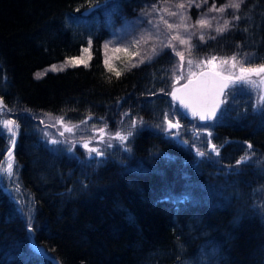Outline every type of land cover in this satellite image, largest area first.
<instances>
[{"label": "trees", "instance_id": "16d2710c", "mask_svg": "<svg viewBox=\"0 0 264 264\" xmlns=\"http://www.w3.org/2000/svg\"><path fill=\"white\" fill-rule=\"evenodd\" d=\"M154 1L0 0V98L19 124L14 158L35 207L34 241L50 256L34 254L26 221L0 186V264H264V114L237 95L233 110L206 129L219 163L197 168L190 129L180 132L187 145L161 131L164 113L175 108L165 94L177 86L173 53L161 51L119 76L103 65V41ZM235 15L215 39L195 37L192 52L255 54L264 62V0H245ZM87 46V65L35 77ZM126 112L137 122L131 152L112 150L100 167H84L78 147L69 153L49 143L35 121L49 114L116 130ZM177 116L185 127L199 123ZM5 145L0 135V162ZM245 152L247 162L237 164ZM185 192L187 204L167 199Z\"/></svg>", "mask_w": 264, "mask_h": 264}, {"label": "rangeland", "instance_id": "374dc122", "mask_svg": "<svg viewBox=\"0 0 264 264\" xmlns=\"http://www.w3.org/2000/svg\"><path fill=\"white\" fill-rule=\"evenodd\" d=\"M231 2L232 0H156L154 2L140 4L141 8L136 10L134 16L125 19L117 29L111 31L109 37L104 43H102V57L104 67L108 71H112L115 74H120L127 69L150 62L161 51L170 50L176 57L177 61V77H175L177 85L176 87L182 85L187 81L189 75V59L193 61L191 71L197 75L200 71L208 69V67L203 63L200 64V67H196V64L200 61H206L207 59L211 58V55H201L199 53L197 54L196 52H192L190 44L192 43L193 39H195V37L199 38L200 35H204L205 41L212 36L221 34L217 33L216 29L222 27L226 19L229 21V26L234 22L233 16H235L236 9L227 8L225 12L221 13L215 10L209 11V8H211L213 3L215 4L216 8H220L221 6ZM181 4L184 5L183 8L180 7ZM173 13H175V15H173ZM201 18L207 20V24L203 28H201L196 23L197 20ZM169 23L172 24L171 28L168 27ZM189 35H191L190 40L188 39ZM181 39H184L186 42L181 44ZM176 52H181L183 54V61H181L180 56L176 55ZM217 57L225 58L231 56ZM90 58V47L87 46L82 49L78 56L68 58L63 62L53 65H56L57 69L62 67V71H64L68 68L84 66L89 63ZM73 59L78 61L75 66L69 62ZM215 63L219 65L220 60L218 59L215 61ZM51 66L36 72L35 77L37 73H41L42 77L48 72H61L60 70L51 71ZM239 66L240 65L238 62L237 67L232 70L235 71L237 75H239ZM225 67L227 68L228 66ZM249 79L259 81L262 79V77L252 75L249 77ZM245 88V92L238 93L237 95L245 94L243 95L245 101L249 102L253 107L257 101L258 93L254 89L248 90L247 86H245ZM259 94H264V84L260 85ZM176 107L177 106L175 105V108ZM175 108L174 110H178V108ZM174 110L167 111V113L170 114L169 119H172L173 122L178 120V116L173 118L171 115ZM129 115L130 114L125 115V113L121 115L116 130L111 128L109 124L105 123L104 121L85 120L81 123L75 124L66 122L61 117L49 114H41L37 119L35 118V121L37 122L38 132L42 136H44V132L49 134V137L44 136V138L64 141V143H58V145L61 147H66L67 149L70 147L72 149L74 147H78L84 152L85 157L87 158V150L81 146L86 142L89 143L90 147H96L103 151L105 155L115 149L124 151L123 147L127 146V142L130 137H128L127 142L122 145L121 141L115 138V134L119 132L121 135L127 136L129 132H132L131 123L133 119ZM2 119L12 118L11 115L3 108L2 104H0V120ZM41 120H43V123L40 122ZM61 120L62 122H58ZM179 124L180 128L178 130H172V136L174 137L175 133L178 131L179 137L178 139H172L179 143L178 140H181V136L186 135L184 133L180 135V132L186 128H189L192 134L197 137V139H195L190 145L194 154L196 153L197 148L207 151V149L204 147V144L208 137L206 135V129L203 125H200L198 122H192L191 127H185L180 121ZM0 127H2V125H0ZM66 127L72 128L73 131H65ZM162 127L167 128V124L164 121L162 123ZM101 129H103L102 132ZM60 132H64V135L60 136ZM164 134L169 137V135L165 132ZM3 137L5 139L6 145L4 148L3 158L0 162V174H3L4 181L2 184H0V186L3 188L5 193H7L9 198L15 203L17 208L22 207L25 209L23 213H20L26 221L29 216V210H35L34 203L31 198L25 195L21 190L18 180L19 167L14 158V148L11 149L13 155L8 156L7 151L10 149L11 145L6 132ZM72 142L75 143L73 144ZM108 144H111L112 147H108ZM196 159L200 158L196 156ZM9 163H12L13 165V175L11 180L8 178L7 165ZM31 216H34V211H31ZM32 243H35L34 236L29 237V246ZM40 248L44 250V248L41 246ZM45 257L48 258L50 256L47 253V256ZM52 260L54 264H59L54 258H52Z\"/></svg>", "mask_w": 264, "mask_h": 264}, {"label": "snow or ice", "instance_id": "6c2138e0", "mask_svg": "<svg viewBox=\"0 0 264 264\" xmlns=\"http://www.w3.org/2000/svg\"><path fill=\"white\" fill-rule=\"evenodd\" d=\"M245 2V0H232L231 3L225 4L220 8H216L215 4L209 8V11H218V12H225L227 8H233L237 11L240 10L241 5ZM181 8L184 7L183 4L180 5ZM175 15V13H173ZM234 20H239V15L233 16ZM201 28H203L207 24V20L201 18L198 19L196 22ZM168 27L171 28L172 24H168ZM229 27V21L226 19L222 27L216 29L217 33H223ZM188 39H191V35H189ZM204 35L199 36L200 41H204ZM211 39H215V36H212ZM186 41L184 39L180 40L181 44H184ZM192 47H198V45H192ZM176 55L180 56L181 61H183L184 57L181 52H176ZM239 57V60H238ZM220 60V64L217 65L215 61ZM231 61V63H230ZM74 66L78 63L76 59L70 60ZM239 62V75L232 71L237 67V63ZM107 63V62H106ZM206 64L208 67L207 71H201L199 79H192L196 73L192 72L193 61L191 59L188 60V68H189V75L187 78V83L183 86L184 95L177 96L176 92L179 90L174 89L171 93H165L166 95H171L172 99L178 100L179 105L183 109H187L191 112V115L194 119H199L201 122L204 123V128L207 129L212 125L209 122H219L224 117H226L230 111L233 110L236 96L238 93H243L246 91L245 86H247L248 90H256L258 93L257 101L255 105H253V111L259 112L264 114V94H259L260 85L264 84V62L257 63L255 54L249 56L247 54H233L231 57L219 58L215 55L211 56V58L207 59L206 61H200L196 64V67H200V64ZM225 66H228L227 68ZM51 71H62L63 68L57 69L56 65L51 66ZM41 73L36 74V78L39 79L41 77ZM255 75L258 77H262L259 81L249 79L250 76ZM119 76V73H117ZM161 91H164L161 89ZM0 104H2V98H0ZM179 114L178 110H174L171 115L174 118ZM125 115H128L125 113ZM169 113H164V122L167 124V128H161V131L165 132L169 135L170 138H177L179 137V132L175 133V136H172L173 129H179L180 124L179 120H175L173 122L172 119H169ZM183 116L186 118L188 116V111L183 113ZM19 119V117L17 118ZM43 123V120L40 121ZM58 122H62L58 121ZM136 121L133 120L131 123V127H136ZM140 123L142 124L143 121L141 119ZM0 135H4L5 132L10 142V149L7 151L8 156H12V148L15 147L16 144V137L19 132V124L16 123V120L13 119H2L0 120ZM65 131L72 132L73 129L70 127H66ZM103 129H101V132ZM45 137H49L47 132L43 133ZM132 132H129L127 136L121 135L119 132L115 134V138L121 141L123 145L127 142L128 137L132 136ZM60 136L64 135V132L59 133ZM199 135V134H197ZM208 139L205 141L204 147L207 151L201 150L199 148L196 149L195 155L200 159L194 160L193 164L195 167L199 168L202 164L205 163H219V160H213V154L216 157L220 156V151L218 147L212 143L211 136L212 133L209 131L206 133ZM49 143L56 145L58 143H64V141H60L57 139H49ZM179 143L187 145V140H178ZM73 144L75 142H72ZM84 149L87 150V158L84 161H81L84 167H100L105 163L103 157L105 153L99 150L96 147H90L89 143H83L81 145ZM108 147H112L111 144H108ZM248 149L252 148L251 144H248ZM125 152H131V148L123 147ZM69 153L73 152V149L70 147L67 149ZM94 154V155H93ZM250 156L249 152H245L244 157L241 160L237 161V164L246 163L248 157ZM76 158V157H74ZM100 158V159H97ZM78 159V158H77ZM170 159V158H169ZM8 168V178L11 180L13 175V165L9 163L7 165ZM4 181L3 174H0V184ZM169 200H173L176 204H187L191 201L192 196L190 192H185L179 197H167ZM18 211L23 213L25 211L24 208L18 207ZM31 211L34 209L29 210V216L26 220V229L29 234V237L34 236L35 226L32 224V216ZM30 247L33 249L34 254L40 257L47 256V252L40 248L38 244L32 243ZM51 259V258H49Z\"/></svg>", "mask_w": 264, "mask_h": 264}, {"label": "water", "instance_id": "95a60500", "mask_svg": "<svg viewBox=\"0 0 264 264\" xmlns=\"http://www.w3.org/2000/svg\"><path fill=\"white\" fill-rule=\"evenodd\" d=\"M208 69H206V70H203V71H207ZM201 72H199L194 78H192V79H194V80H196V79H199L200 78V74ZM187 83V81L185 82V83H183L181 86H179L178 88H176V90H179V91H177L176 92V95L179 97V96H182V95H184V90H183V86L185 85ZM170 99L174 102V103H176L177 104V106H178V108H179V111L181 112V114L183 115V113L185 112V111H188V116L186 117V119H190V120H192V119H194L193 117H192V115H191V112L189 111V110H187V109H183L180 105H179V101L178 100H173L172 99V96L170 95ZM198 119V118H197ZM199 120V119H198ZM199 122H201V121H199ZM201 123H205V122H201Z\"/></svg>", "mask_w": 264, "mask_h": 264}, {"label": "bare ground", "instance_id": "6f19581e", "mask_svg": "<svg viewBox=\"0 0 264 264\" xmlns=\"http://www.w3.org/2000/svg\"><path fill=\"white\" fill-rule=\"evenodd\" d=\"M97 10H99V7H97V6H94V7H92L91 9H89V10H85L86 12H85V14L86 15H88V16H91L92 17V15L93 14H95L96 12H97ZM108 29L109 30H112L110 27H108ZM107 39V38H106ZM105 39V40H106ZM105 40L103 41V43L105 42ZM102 47V46H101ZM91 52V51H90ZM87 65V64H86ZM104 65V64H103Z\"/></svg>", "mask_w": 264, "mask_h": 264}]
</instances>
